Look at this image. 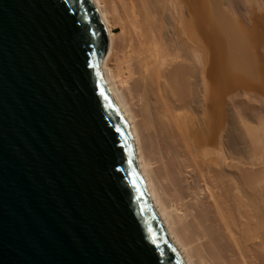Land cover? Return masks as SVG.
<instances>
[{"label": "bare ground", "instance_id": "bare-ground-1", "mask_svg": "<svg viewBox=\"0 0 264 264\" xmlns=\"http://www.w3.org/2000/svg\"><path fill=\"white\" fill-rule=\"evenodd\" d=\"M92 2L107 35L102 79L184 264H264L260 9L241 18L230 0Z\"/></svg>", "mask_w": 264, "mask_h": 264}, {"label": "water", "instance_id": "water-1", "mask_svg": "<svg viewBox=\"0 0 264 264\" xmlns=\"http://www.w3.org/2000/svg\"><path fill=\"white\" fill-rule=\"evenodd\" d=\"M92 0H0V264H184L102 79Z\"/></svg>", "mask_w": 264, "mask_h": 264}, {"label": "rangeland", "instance_id": "rangeland-1", "mask_svg": "<svg viewBox=\"0 0 264 264\" xmlns=\"http://www.w3.org/2000/svg\"><path fill=\"white\" fill-rule=\"evenodd\" d=\"M230 1L232 2V4L235 7V9H237L240 12L241 18L242 17L243 18L246 17V16H244V14L248 15V16L251 15L250 14L252 12L251 9H254L253 10L254 12H252L253 14H255V13L257 14L258 10L260 9L257 15L262 19V22H263V25H264V0H257V3L256 2L254 3V1H250V0H230ZM257 6H259V7L257 8ZM245 11H246V13H245ZM258 105H260V103H258ZM244 118L245 119H238L236 121L237 124H238V132L242 130L241 126H240L241 124L242 125L251 124L253 116L252 115H246Z\"/></svg>", "mask_w": 264, "mask_h": 264}]
</instances>
